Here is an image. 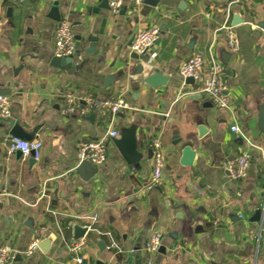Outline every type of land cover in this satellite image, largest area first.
Returning <instances> with one entry per match:
<instances>
[{"label":"crops","instance_id":"0c3cea01","mask_svg":"<svg viewBox=\"0 0 264 264\" xmlns=\"http://www.w3.org/2000/svg\"><path fill=\"white\" fill-rule=\"evenodd\" d=\"M55 2L61 20L81 38L73 71L52 66L60 23L49 17ZM235 16L242 21L234 27L241 47L232 54L219 30L233 26ZM151 28L160 29V42L144 55L132 52L133 36ZM91 37L98 42L87 53ZM210 51L226 69L229 110L204 95L182 97L198 85H188L180 67L195 53L208 64ZM153 72L166 86L145 83ZM112 76L119 79L108 84ZM4 93L12 116L0 119V190L9 194L0 196V246L14 249V264H77L67 248L74 241L82 244L85 264H135L137 253L143 264H264V0H152L138 7L124 0L117 15L104 0L0 1ZM69 93L129 105L113 128L135 129L139 168L128 165L112 141L105 164L92 165L94 174L81 178L79 144L100 138L113 117L101 110L82 114L80 107L66 115ZM234 125L243 136L231 131ZM15 127L43 143L33 166L31 158L8 151ZM155 140L163 145L166 168L160 185L148 189ZM185 144L197 154L192 167L180 163ZM247 152L248 177L235 181L226 164ZM71 224L88 228L85 237L76 239ZM156 233L162 245L148 253ZM34 242L38 248L28 255Z\"/></svg>","mask_w":264,"mask_h":264},{"label":"built area","instance_id":"2783aa9c","mask_svg":"<svg viewBox=\"0 0 264 264\" xmlns=\"http://www.w3.org/2000/svg\"><path fill=\"white\" fill-rule=\"evenodd\" d=\"M13 1V0H0ZM134 6H141L146 0H131ZM250 0H230L231 4H241ZM124 0H108L110 12L113 15L119 14L123 8ZM219 32H223L226 37V45L232 54H237L241 47L239 37L235 28L230 24H225ZM161 31L159 28H151L137 32L132 39L130 49L138 55H144L153 48ZM76 53V39L71 24L65 19L61 20L55 36V56L60 59H66L74 56ZM180 76L187 80L193 79L198 85V90L193 93H185L182 97L190 94L204 95L208 97L219 110H229L231 100L226 94L225 76L226 69L217 56L210 51L209 63L206 64L205 56L202 53H195L190 59L182 64L179 70ZM181 96V95H180ZM64 113L71 114L76 108L80 107L82 114H87L94 110L108 111L113 119L109 129L100 138L95 140L83 141L77 148L79 163L88 162L95 167L105 164L107 160L108 145L120 135V132L113 128L114 118L123 110L130 109L129 105L123 99L108 100L101 102L92 96L77 98L74 94L66 95ZM12 116V100L8 96H0V119L7 120ZM231 131L234 134L243 136L242 131L237 125L232 126ZM151 148L153 150L152 174L148 189H153L160 185L163 180L166 168V156L161 141H153ZM10 154H21L25 158L34 159L38 162L42 158L43 143L39 140L26 141L18 138H11L8 143ZM252 155L247 152L238 159L229 161L226 164V170L235 181H241L248 177L251 165ZM9 195L6 190H0V196ZM44 197V196H43ZM162 245V235L154 234L145 246L148 253H156ZM38 248V242H34L28 250L30 255L33 250ZM71 258L77 264H85L83 247L79 242H70L67 245ZM15 251L10 246H0V264H14Z\"/></svg>","mask_w":264,"mask_h":264},{"label":"water","instance_id":"95a60500","mask_svg":"<svg viewBox=\"0 0 264 264\" xmlns=\"http://www.w3.org/2000/svg\"><path fill=\"white\" fill-rule=\"evenodd\" d=\"M147 3L152 0H146ZM105 4H108V0H104ZM12 9L7 10V18H12L11 16ZM51 19L54 21H61V15L59 13V5L57 2L53 4L52 11L49 15ZM242 21L239 19L238 16H235L233 19V27L241 24ZM76 40L78 41L76 44V53L74 56L66 59H60V58H53L52 60V66L60 69V70H68L73 71L72 64L74 58L78 57L80 55V42L81 38L77 37ZM97 39L94 37L90 38L91 48L87 51V53H94L95 46L97 45ZM157 42H160V39H157ZM135 59H139V57L136 56ZM228 57L224 58V62L227 63ZM140 73L143 71V69L139 68ZM119 76H112L109 77L107 80L108 84H111V82L117 81ZM145 83L152 89H157L160 87H164L167 84V79L164 78L162 75H160L157 72H153L152 75L147 77L145 79ZM186 83L188 85H194L195 81L193 79H187ZM107 84V87L110 86ZM8 95V93L3 94ZM260 124L259 127L260 131L264 133V107L261 109V116H260ZM200 136H202L203 128H200L199 130ZM10 136L12 138H18L26 141H32V137L30 135L25 134L19 127H15L13 131L11 132ZM176 145L181 144L182 140L176 136ZM115 146L117 147L118 151L120 152L123 159L126 161V163L132 167L139 168L141 161H142V155L138 151V138L137 133L135 129H122L120 135L113 140ZM142 147V145H141ZM181 165L183 167H192L194 165L195 159H196V152L192 149L190 145H182L181 146ZM21 155L18 154V158H20ZM30 166H33L35 164L34 159H30L29 162ZM90 170L92 171L91 176L94 174V169L92 165L88 162H82L79 164V166L76 169V172L81 176L82 179L87 180L88 177H85L86 172ZM27 225L30 226V221L27 222ZM73 235L76 239H82L85 237V235L88 232V228L81 227L78 224H71ZM49 246V243L47 241L43 242L40 245V249L43 251ZM140 253L136 254V261L135 264H143L142 259L140 257Z\"/></svg>","mask_w":264,"mask_h":264}]
</instances>
